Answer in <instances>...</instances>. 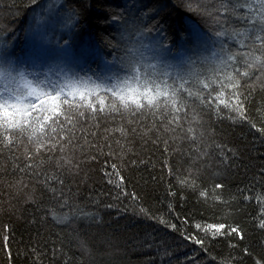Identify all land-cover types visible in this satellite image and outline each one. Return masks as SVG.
I'll return each mask as SVG.
<instances>
[{
	"label": "trees",
	"instance_id": "1",
	"mask_svg": "<svg viewBox=\"0 0 264 264\" xmlns=\"http://www.w3.org/2000/svg\"><path fill=\"white\" fill-rule=\"evenodd\" d=\"M131 2L136 10L125 6ZM257 2L61 0L60 6L76 13L74 37H90L114 63L123 51L112 45L120 42L130 16L158 26L151 35L171 53L186 40L190 24L218 48L222 42L231 52L248 51L240 45L252 43L258 24L240 42L216 33L252 30L248 18L255 15L249 8ZM39 11L32 0H0V40L22 47L29 19ZM240 83L255 127L223 105L217 108L218 101L197 87L192 91L206 101L181 97L187 116L180 114L178 123L163 109L66 113L72 124L61 120L66 130L58 128L51 151L36 153L26 135L14 132L7 143L0 130V264L264 261V134L258 131L264 127V77ZM224 99L231 100L230 89ZM64 216L69 219L62 221Z\"/></svg>",
	"mask_w": 264,
	"mask_h": 264
},
{
	"label": "snow or ice",
	"instance_id": "2",
	"mask_svg": "<svg viewBox=\"0 0 264 264\" xmlns=\"http://www.w3.org/2000/svg\"><path fill=\"white\" fill-rule=\"evenodd\" d=\"M32 3L40 8V14L29 27V39L21 53H15L7 41L0 40V130L7 143L12 142V137L7 134L14 132L26 135L35 144L36 153L41 149L51 151L56 147L52 141L57 139L58 128L60 132L66 130L61 120L72 124L68 114L82 117L86 111L93 114L97 110L142 113L163 109L175 114L171 122L178 123L180 114L187 116V106L181 97L195 98L201 103L206 101L207 98L199 92L192 91L197 87L207 90L208 98L218 101L217 108L223 105L235 113L237 119L255 127L248 119L241 99L243 93L239 89L241 80L264 77V0H258L255 8H249L255 15V19L248 18L252 30L216 33L218 39L230 34L240 42L249 39V31L258 24L259 30L252 43L240 45L241 49L247 48L248 51L234 53L221 42V47L211 51L210 55H199L201 51H210L208 41L211 38L197 29H189L186 43L191 47L186 51L197 53L196 59L186 54L173 57L171 48L151 35L158 31V26L149 27L133 19L125 21L120 42L112 45L122 50L123 55L114 63L105 61L99 72H90L88 64L97 55L93 45H77L71 39L53 43L49 37V33L57 28L66 29L71 35L77 23L75 11L61 12L58 0H48L46 8L38 0H32ZM205 76L206 80L202 79ZM213 85H218L220 90ZM225 89H230V101L224 99ZM213 92H216L215 96ZM258 131L264 134V127ZM188 132L193 133V129L189 128ZM64 162L70 163L68 160ZM112 168L115 169L116 165L113 164ZM123 180L124 177L120 176L119 181ZM53 216L55 218V212ZM60 219L67 221L69 217ZM209 227L222 229L224 225ZM231 231L238 232V229L232 228ZM196 243L203 242L196 240ZM256 264H264V261Z\"/></svg>",
	"mask_w": 264,
	"mask_h": 264
},
{
	"label": "rangeland",
	"instance_id": "3",
	"mask_svg": "<svg viewBox=\"0 0 264 264\" xmlns=\"http://www.w3.org/2000/svg\"><path fill=\"white\" fill-rule=\"evenodd\" d=\"M60 1L61 0H58V3H59V5H60ZM137 2V1H136ZM128 4H132V5H134L135 4V2H131V3H128ZM47 7V6H46ZM45 7V8H46ZM129 8V7H128ZM130 9V8H129ZM61 12H64L63 10H62V7L60 6V9H59ZM131 13V12H130ZM38 14H40V11L39 12H36L33 16V21H32V24H31V26L32 25H34V23H35V17L38 15ZM129 22L133 19L132 18V16H130L129 18ZM123 26L125 27V23L123 24ZM122 26V28H121V30H124V27ZM189 29H197L194 25H192V24H190L189 26H188V31H189ZM198 30V29H197ZM199 31V30H198ZM201 31V30H200ZM73 32H74V30H73ZM73 32L71 33V35H68L67 34V30L66 29H62V28H57L54 32H50L49 33V37L52 39V41H53V43H55V41H60L61 43L63 42V40L64 39H71V40H74V42H75V44H77V45H81V46H84V45H88V44H91V45H93L94 47H95V49H96V53H97V55L92 59V60H89V62H88V64H89V66H90V69H92V71L93 72H99V71H101V69H102V67H103V65H104V62L105 61H107V62H109V63H111L109 60H108V58L106 57V55L100 50V48H99V46L95 43V41H93L90 37H87V36H79L78 38L77 37H74V34H73ZM202 32V31H201ZM203 33V32H202ZM188 35V33H186V36ZM155 39H158V38H156V37H154ZM29 39V32H28V35H27V37L25 38V40H24V45L22 46V47H19V46H17V45H15V44H11V50L12 51H14L15 53H18V54H20L21 53V49L25 46V44H26V42H27V40ZM158 40H160V39H158ZM119 43V42H118ZM191 47V45L190 44H188V43H186V40H185V38L183 37V40H182V42H181V45H180V49L178 50V52H176V53H171V55L173 56V57H175V56H178V55H184V54H186V55H188V56H192V57H196L198 54L199 55H210V53H211V51H216V50H218L219 48H218V43H217V41L216 40H214V39H210L209 41H208V48H209V50L210 51H208V52H203V51H201L200 53H194V52H192V51H186L188 48H190ZM174 63L176 62V61H173ZM97 66V67H96ZM96 67V68H95ZM35 71H41V72H43V71H45V69H34Z\"/></svg>",
	"mask_w": 264,
	"mask_h": 264
},
{
	"label": "bare ground",
	"instance_id": "4",
	"mask_svg": "<svg viewBox=\"0 0 264 264\" xmlns=\"http://www.w3.org/2000/svg\"><path fill=\"white\" fill-rule=\"evenodd\" d=\"M125 6H128L130 9H135V10L137 9L136 6H135V5H132V4H127V5H125ZM140 7H141V6H139V8H140ZM32 21H33V18L31 17V18L29 19L28 24L31 25V24H32ZM185 31H186V33H188V30H187V29H186Z\"/></svg>",
	"mask_w": 264,
	"mask_h": 264
}]
</instances>
